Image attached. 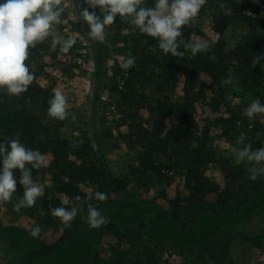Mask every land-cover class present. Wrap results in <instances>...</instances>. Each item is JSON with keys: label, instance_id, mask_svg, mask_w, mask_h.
<instances>
[{"label": "rangeland", "instance_id": "374dc122", "mask_svg": "<svg viewBox=\"0 0 264 264\" xmlns=\"http://www.w3.org/2000/svg\"><path fill=\"white\" fill-rule=\"evenodd\" d=\"M235 1L242 5L259 3V17L264 23V0ZM60 7V23L54 24L52 31L76 42L67 53L60 51V45L52 49V36L29 47L25 63L35 77L30 86H40L52 94L57 87L63 91L70 115L60 121L61 134L75 147H85L87 161L99 169L100 177L81 186L85 207L71 222L76 230L70 240L58 245L52 257L37 259L34 264H113L120 250L118 242L112 234L90 227L86 219L88 204L95 206L106 222H117L127 234L146 222L145 234L123 247L128 255L146 250L158 264H264V177L257 179L262 183L260 191L244 196L239 186L251 181L247 171L250 165L234 163L236 152L243 147L237 143L241 133L246 134L245 143H251L253 150L264 147V114H257L253 120L243 115L254 99L264 104V48L258 56L260 60L254 62L261 70V78L235 80L218 92L208 76L199 74L195 80L196 139L190 146H201L209 159L201 169L210 188L194 196L179 165L165 172L163 181L144 172L140 154L146 141L136 126L142 124L149 130L153 120L147 109H128L129 103H123L121 98L120 91L127 93L126 73L117 77L118 69L127 72L123 65L133 56V49L140 54L153 51V45L137 42L138 28L131 18L125 27L119 16L106 26V40L101 43L89 36V25L81 15L88 8L103 19L99 7L92 9L84 0H62ZM212 11L210 5L201 8L196 17L201 34L189 41L200 39L210 45L218 39L212 30ZM244 32L242 25L232 23L222 36L225 48H233ZM184 80L181 75L171 80L167 93L172 101H182ZM136 91L134 96L141 93L153 97L148 88L138 87ZM131 123L133 129H129ZM163 160H180L181 165L184 161L174 155ZM19 179L12 200L0 202V264H27L28 251L56 243L63 233L56 225H41L25 208L14 211L18 195H23ZM97 191L106 193L107 200H97ZM230 194L234 200L225 211L219 215L206 212L187 230L170 218H157L181 200L183 217L190 221L205 207H214L222 196ZM36 225L42 229L39 237L30 235Z\"/></svg>", "mask_w": 264, "mask_h": 264}, {"label": "trees", "instance_id": "16d2710c", "mask_svg": "<svg viewBox=\"0 0 264 264\" xmlns=\"http://www.w3.org/2000/svg\"><path fill=\"white\" fill-rule=\"evenodd\" d=\"M223 2L232 9L230 15L223 14L218 0H207L205 4L213 8L212 30L219 36L210 44L207 52H201L193 57L181 44L178 51L185 53L183 57H173L170 53L165 55L159 49L155 38L141 34L137 29L136 41L153 45V51L138 54L137 49H133L135 64L127 68V72L118 69L116 74L119 77L126 73L124 87L127 93L120 91L123 103H129L128 109H147L153 120L149 130L142 124L136 126L138 133L142 134L146 141L144 152L140 154L144 172L163 181L165 172L179 165L184 169L188 190L193 192L194 196H197L201 190L210 188L203 175L204 170L201 169L209 163V159L202 152L201 146H190L196 139L193 120L197 76L199 74L208 76L216 92L222 91L224 86H227L222 85L221 81L230 74L233 81L242 82L254 81L262 77L260 68L254 65L256 57L264 48V23L259 17V3L249 2L242 5L235 0H223ZM154 4L155 0H144V6L153 7ZM122 23L127 27L128 18L123 19ZM232 23L242 25L245 32L233 48L226 49L222 36ZM182 32L183 35L178 40L184 42L200 35L201 31L196 18L190 25L184 26ZM176 75L185 78L180 102L172 101L167 93L171 80L176 79ZM203 86L208 87L205 83ZM138 87L148 88L153 93V97L141 93L134 96ZM52 96L48 89L37 85L29 86L28 90L19 97L8 95L5 90L0 89V143L18 137L27 148L38 149L48 161L47 167L32 169L33 179L43 186L44 192L33 207L25 209L41 225L47 227L56 225L63 230L56 243L43 244L39 249L28 251L27 264H34L37 259L52 257L57 246L68 242L76 230L73 226L66 227L59 218L52 216L51 208L66 207L71 210L76 207L80 212L85 207V194L81 186L97 181L100 177L99 169L87 161L85 147H75L61 134L60 120L48 116V101ZM137 97H141L142 100L138 101ZM133 128L134 123H131L129 129ZM172 155L182 157L183 164L179 163L180 160L176 162L163 160L164 157L171 158ZM0 167H2V158H0ZM28 167L31 166L28 165ZM13 175L18 179L21 173L16 169L13 170ZM261 188V180L250 181L240 185L239 192L247 196L251 192L260 191ZM22 196L18 195V197ZM76 196L82 197L83 200L76 201L74 199ZM232 200H234L233 194L222 196L214 207H205L190 221L184 219L183 201L179 200L174 202L165 214L157 215V218H170L182 230H187L206 212L219 215L229 207ZM146 228V222L142 221L137 229L127 234L117 222L109 221L96 229L112 234L118 242L120 250L117 251L113 264H158L146 250L134 255H128V252L122 251L123 247L130 244L133 239L141 238Z\"/></svg>", "mask_w": 264, "mask_h": 264}, {"label": "clouds", "instance_id": "9594fccd", "mask_svg": "<svg viewBox=\"0 0 264 264\" xmlns=\"http://www.w3.org/2000/svg\"><path fill=\"white\" fill-rule=\"evenodd\" d=\"M90 8H100L103 19L95 11L84 8L81 15L90 28L89 36L101 43L106 40V26L112 25L117 16L122 19L131 18L130 22L138 28L141 34H146L157 40L160 50L173 57H183L184 52L178 51L181 44L186 51L195 57L201 52H207L210 45L208 41L197 39L193 41H180L182 29L198 16L207 0H155L153 7L144 6V0H84ZM62 0H2L0 2V89L8 95L19 97L28 90L34 80L25 61L29 58V47L45 41L52 36V49L60 45V51L67 53L75 44L74 39H63L53 33V25L60 23L63 8ZM220 10L224 15H230L232 9L229 5L218 0ZM259 61L260 57H256ZM135 64V57L129 56L124 63V68ZM233 77L230 74L221 81L222 85L231 84ZM48 116L60 121L65 120L70 113L67 97L57 87L53 89V96L48 101ZM257 114H264V104L254 99L244 110L243 115L249 120L255 119ZM75 119V117H73ZM246 134L241 133L237 139L242 144L234 158L235 165L247 163L249 179L256 181L264 177V147L252 149L251 143H245ZM0 202H10L17 191V180L13 170L21 173L19 184L23 186V196L17 198L14 211L20 212L23 208L33 207L39 197L43 195L44 188L32 176V169L48 166L44 154L38 149L27 148L19 138L6 140L0 143ZM30 165L31 167H28ZM95 198L100 201L107 200V194L95 192ZM92 197H89L91 199ZM76 201L83 198L76 196ZM67 203V202H65ZM51 214L60 219L66 227L78 214L76 207L69 210L66 207H53ZM87 223L92 228H99L106 223V218L92 204L87 207ZM42 229L39 225L31 229L30 235L39 237Z\"/></svg>", "mask_w": 264, "mask_h": 264}]
</instances>
